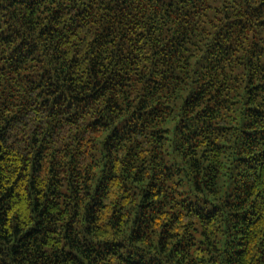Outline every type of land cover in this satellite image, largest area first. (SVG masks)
I'll use <instances>...</instances> for the list:
<instances>
[{
	"label": "trees",
	"instance_id": "obj_1",
	"mask_svg": "<svg viewBox=\"0 0 264 264\" xmlns=\"http://www.w3.org/2000/svg\"><path fill=\"white\" fill-rule=\"evenodd\" d=\"M0 264H264V0H0Z\"/></svg>",
	"mask_w": 264,
	"mask_h": 264
}]
</instances>
